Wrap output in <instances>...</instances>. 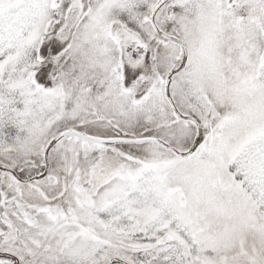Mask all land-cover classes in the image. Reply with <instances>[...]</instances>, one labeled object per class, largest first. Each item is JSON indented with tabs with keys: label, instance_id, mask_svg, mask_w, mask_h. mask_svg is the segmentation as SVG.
Here are the masks:
<instances>
[{
	"label": "snow or ice",
	"instance_id": "snow-or-ice-1",
	"mask_svg": "<svg viewBox=\"0 0 264 264\" xmlns=\"http://www.w3.org/2000/svg\"><path fill=\"white\" fill-rule=\"evenodd\" d=\"M0 264H264V0H0Z\"/></svg>",
	"mask_w": 264,
	"mask_h": 264
}]
</instances>
